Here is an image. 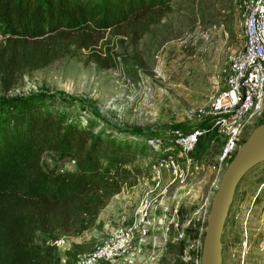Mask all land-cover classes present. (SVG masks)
<instances>
[{"label":"rangeland","instance_id":"obj_1","mask_svg":"<svg viewBox=\"0 0 264 264\" xmlns=\"http://www.w3.org/2000/svg\"><path fill=\"white\" fill-rule=\"evenodd\" d=\"M238 3L171 0L107 29L85 46L71 37L23 41L0 33V97L47 91L58 96L49 108L68 113L81 126L91 123L95 131L104 129L116 137L125 135L120 131L135 130L147 145L149 137L161 141V149L149 145L150 149L131 157L125 165L131 174L126 180L118 178L119 190L106 199L90 228L61 236L66 249L59 254L71 264L110 229L133 222L149 188H155V197L147 209L148 230L142 242L136 236L134 258L128 264H199L206 220L219 184L214 166L226 135L217 131L200 137L192 151L194 163L186 166L179 157L182 172H164L158 186L151 165L162 153H177L171 131L188 130L197 122L188 111L204 104L211 75L241 48ZM46 50H54L56 56H42ZM15 53L18 56L12 58ZM263 121L264 103L244 129L240 144ZM212 124L208 121L202 128ZM43 162L61 169L75 167L71 157H58L52 151L43 154ZM35 240L40 242V233ZM221 245L222 264H264V161L239 181Z\"/></svg>","mask_w":264,"mask_h":264},{"label":"trees","instance_id":"obj_2","mask_svg":"<svg viewBox=\"0 0 264 264\" xmlns=\"http://www.w3.org/2000/svg\"><path fill=\"white\" fill-rule=\"evenodd\" d=\"M170 1L0 0V33L23 41L71 37L85 46ZM21 48L23 57V43ZM53 53L42 56L51 59ZM56 98L47 91L0 97V264H71L67 257L62 262L53 242L90 228L106 199L119 190L118 178L131 174L125 167L131 157L150 149L135 130L116 137L95 131L91 123L81 126L68 113L49 108ZM47 151L71 157L75 167L47 166Z\"/></svg>","mask_w":264,"mask_h":264},{"label":"built area","instance_id":"obj_3","mask_svg":"<svg viewBox=\"0 0 264 264\" xmlns=\"http://www.w3.org/2000/svg\"><path fill=\"white\" fill-rule=\"evenodd\" d=\"M237 25L241 30V48L231 52L226 66L210 77V89L204 104L191 108L188 112L201 125L188 130L179 128L171 131V144L177 149L162 153L152 162L155 186L164 172L177 175L182 172L179 157L186 166L194 163L192 151L199 138L213 132L226 135L224 145L217 157L214 169L216 177L221 178L223 170L240 145L244 129L252 123L264 103V0H239L236 11ZM32 91L18 93L24 95ZM211 121L212 126L202 128ZM169 140V139H168ZM154 150L161 149V141L148 138ZM155 188L147 190L148 199L133 222L116 226L103 234L92 249L79 255L76 264H128L133 261V244L145 237L149 219L148 205L155 197ZM59 251L66 249L64 238L54 241ZM62 262L65 261L64 256Z\"/></svg>","mask_w":264,"mask_h":264},{"label":"water","instance_id":"obj_4","mask_svg":"<svg viewBox=\"0 0 264 264\" xmlns=\"http://www.w3.org/2000/svg\"><path fill=\"white\" fill-rule=\"evenodd\" d=\"M263 161L264 123L253 128L221 175L206 220L199 264H222L221 237L234 191L247 171Z\"/></svg>","mask_w":264,"mask_h":264}]
</instances>
